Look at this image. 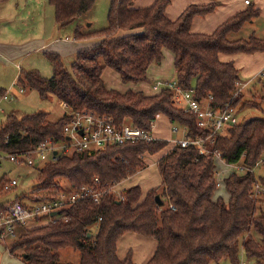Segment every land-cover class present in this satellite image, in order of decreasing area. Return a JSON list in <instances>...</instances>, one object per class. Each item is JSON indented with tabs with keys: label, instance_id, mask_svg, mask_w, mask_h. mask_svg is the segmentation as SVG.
Instances as JSON below:
<instances>
[{
	"label": "trees",
	"instance_id": "obj_1",
	"mask_svg": "<svg viewBox=\"0 0 264 264\" xmlns=\"http://www.w3.org/2000/svg\"><path fill=\"white\" fill-rule=\"evenodd\" d=\"M95 2L48 0L60 28L88 13ZM253 2L207 35L191 32V22L196 16L213 13L220 6L217 1L190 5L171 21L164 14L168 0H155L150 7L137 9L132 0H109L107 26L93 33L98 44L77 52L69 64L56 54H46L53 70L51 78L45 79L36 71L19 72L18 86L36 91L40 98L53 96L73 111L110 117L118 127L131 124L150 132V123L161 115L171 127L186 128L188 137L205 138L210 133L196 128L195 116L184 113L168 90L145 96L104 86L102 72L107 68L118 74L123 84L145 82L148 68L160 64L163 50H168L173 55L175 81L182 90L192 92L199 101L211 96L214 109L232 104L237 112L259 109L262 117L224 127L214 137L208 156L200 155L193 145L166 149L168 143L160 140L126 143L92 154H59L37 173L32 192L44 193L37 202L55 196L63 189L64 180L71 190L88 187L104 191L100 203L79 201L60 213L64 219L25 230L9 247L10 255L17 257L16 251L21 250L19 258L25 264H63L57 253L71 248L79 252V264H134L131 251L123 259L117 255L120 239L133 233L156 242L145 264H239L244 260L264 264V163L257 166L264 161V98L245 99L241 91L235 94L239 70L231 62L219 60L221 54L264 52V37H237L259 16ZM86 36L89 33L75 28V39ZM5 94L0 89V98ZM64 119L51 122L45 112L7 115L0 124V153L17 156L47 140L63 142ZM160 152L164 153L157 161L160 194L157 189L142 194L138 185L127 188L117 199L107 192L144 170L147 156ZM215 153L225 164H241L244 170L224 179V195L219 196H215L220 188L214 172ZM5 186L1 177L0 193ZM156 196L162 206H158Z\"/></svg>",
	"mask_w": 264,
	"mask_h": 264
},
{
	"label": "crops",
	"instance_id": "obj_2",
	"mask_svg": "<svg viewBox=\"0 0 264 264\" xmlns=\"http://www.w3.org/2000/svg\"><path fill=\"white\" fill-rule=\"evenodd\" d=\"M168 1L169 4L165 9L164 14L165 17L171 21L176 20L181 15V13H183V11L190 5L202 6V5L210 4L214 1H218L220 3V6H218L213 13L207 15L206 17L196 16L192 19L191 22V26H190L191 32L199 33V34H207V35L212 34L225 21H227L229 18H231L232 16H234L235 14L246 8L243 3L244 0H168ZM47 2H48L47 0H8L7 2L0 3V73L4 71H11V72L14 71L13 73H15V71H17L16 75L18 76L19 72L23 70L38 72L39 70L37 68L44 67V65H46V68L50 67L52 69V66L50 65V63L46 58V54H56L60 58L65 56L66 57L72 56L74 58L77 52L86 49L84 47L85 45H81L80 43L77 44L76 42L77 40L75 41L74 30L76 27H79L83 34L89 33V30L92 29L93 25L92 23L88 22L87 16L92 9L88 13L83 15L81 18L71 23L70 25L60 28L56 25V22L54 20V14L49 15L50 11L46 7ZM154 2L155 0H132V7L135 9L147 8L150 7ZM253 5L254 8L258 9L260 12L258 18L262 17V19H264V0H256L253 2ZM39 9L41 10V12H39ZM52 12L54 13V10ZM257 19H254L251 23L246 24L244 26V28H246L247 25L250 27V29L247 31V33L244 36H242V30L244 29L243 28L241 32L237 35V37L242 39H247L249 36L254 35L258 39L263 38L264 34L257 35L255 31L256 29L254 26L255 24L254 22ZM81 25L84 26V28H82ZM69 27H72V30L66 31L67 28ZM47 28L49 29V31L47 30ZM56 30H57L56 32L57 35H59L60 32L61 33L68 32L67 36L57 39L54 38V34ZM70 35H72L73 37H71ZM98 43L99 41L96 44ZM96 44H94L93 46H95ZM62 45H66L67 47H62ZM165 51L166 50H163L162 54ZM167 56H168L167 57L168 61L170 59V68L167 67L168 70L167 69L165 70L164 67L161 65L162 61L160 62V64L158 65L152 64L148 68L146 77L147 80H149V78L151 79L150 81L151 88L150 86L145 85L144 83H136L137 85L136 84L129 85L132 83H128L126 84L128 85L127 86L128 91L134 92V90L132 89H136L135 92H140L145 96H153L155 94H158V92L153 89V85L157 81L176 80V71L173 65V55L171 53V55L168 54ZM219 60L221 62H231L234 65V67L239 70L240 81L238 83L241 84L240 89H241V93H243L244 91L251 89L249 87V84L252 83L251 81L257 80L259 72L264 67V52H258L253 54H238V55L221 54L219 55ZM111 77H113V75H111ZM251 77H254V79L250 80ZM257 84L259 85L258 81ZM104 86L107 90H112L109 88L111 86L107 87L105 83ZM13 87H17L18 91L14 92L12 90ZM4 91L6 94L4 97L0 98V104L2 102H13L16 99V95L23 94L25 92V89L22 88L21 86H18L16 84V79H15V81L12 82V86ZM59 105L62 108L60 102ZM12 114L16 115L15 113ZM62 116H63V112L61 117ZM171 126L172 125L170 124L167 118L158 115V117L154 121V125L151 131V135L154 138V140L166 141L168 143V147L166 149L172 148L174 146V142L182 138V136L180 138H174V133H172ZM165 151L166 150H164L163 152ZM163 152L162 153L160 152L157 155L160 157L161 154H164ZM3 155L5 154L0 153V157H3ZM157 155L153 156V158L155 159ZM146 159H145V163L147 161ZM50 162L51 161L49 160L47 163ZM2 163L22 164V163L11 162L8 159H1L0 169ZM150 163L151 165L148 164V166L146 163V168H149L150 166L157 167V163L156 164H153L152 162ZM142 171L134 174L133 176L127 178L126 180H123L122 182H120V184L122 185L127 180H131L134 176L140 175ZM1 177L5 178L6 181H8L7 183L8 187H12L11 191H13L17 185L16 180L14 179L7 180L6 175H3ZM13 181L16 182L15 186H11V182ZM159 183L161 184V178ZM120 184H117L116 186L113 187V191L118 192L117 194H120V192L126 190V188L123 189L119 188ZM135 185H138L141 188L139 183L138 184L134 183L132 186ZM32 190H28L23 194H17V195L11 194L13 200L1 204L3 205V210L5 206H7L8 204L14 201L20 202L24 205H29L37 202L36 199L38 197H41V195H37L36 193L31 192ZM65 190L70 191L71 189L69 187V189H65ZM142 194H144V192H142ZM18 197H21L22 199L20 201H17L16 199ZM117 248H118L117 255L120 259H123L128 251H131L132 260L134 264H145L154 253V250L156 248V242L155 240L150 238H146L133 233H128L125 234L120 239Z\"/></svg>",
	"mask_w": 264,
	"mask_h": 264
},
{
	"label": "built area",
	"instance_id": "obj_3",
	"mask_svg": "<svg viewBox=\"0 0 264 264\" xmlns=\"http://www.w3.org/2000/svg\"><path fill=\"white\" fill-rule=\"evenodd\" d=\"M253 1L256 0H244L243 3L244 5H249ZM257 78L264 81V67L259 72ZM240 87L241 84L237 83L235 94L241 91ZM153 89L158 91L168 90L171 92L174 103L181 108L184 113L195 116L196 128L200 131L210 133L205 138H190L187 136L186 128L173 126L172 133L177 134L179 129L182 133V138L176 140L174 146L185 148L193 145L200 155L208 156L210 155L209 147L212 145L214 137L221 133L224 127L233 126L238 122L237 111L232 104H226L223 109H214L211 106V96L199 101L192 92L182 90L175 80L157 81L153 85ZM61 106L63 117L65 118L62 130L65 137L63 142L55 143L53 140H47L33 150L17 156L5 154L3 157H0V160L8 159L11 162L33 166L35 164V159L45 161L48 156L52 162L55 161V158L59 154L65 155L70 152L92 154L126 143H150L155 141L151 135L155 120L150 123L151 130L147 132L135 128L131 124H124L118 127L114 124L112 119L107 116H98L87 111H73L66 104H61ZM157 117L158 115H156L155 119ZM54 152H56V155H53ZM213 161L214 164L216 161H220L225 166V170L218 169L216 166L214 168L217 186L220 187L224 182L223 178H219L220 174L224 171L229 172V170H232L231 173H233V170L236 169L238 164H225L219 153L214 154ZM263 163L264 161L260 160L257 166ZM240 170H243L242 166ZM231 173H229V175ZM94 183L96 185L99 184L97 178L94 179ZM15 184L16 182H11V186H15ZM107 192H113V187H109ZM103 194L104 191L82 187L79 190L72 189L70 191L58 192L53 197L29 205L14 201L5 206L3 213L0 214V240L4 241V239L16 238L15 228L28 230L39 225H46L53 220H62L65 217L60 213L69 209L79 201L90 199L93 203L98 205ZM118 197H120V195ZM239 264L246 263L240 261Z\"/></svg>",
	"mask_w": 264,
	"mask_h": 264
},
{
	"label": "rangeland",
	"instance_id": "obj_4",
	"mask_svg": "<svg viewBox=\"0 0 264 264\" xmlns=\"http://www.w3.org/2000/svg\"><path fill=\"white\" fill-rule=\"evenodd\" d=\"M46 7L50 11L49 15L54 14L52 12L53 8L49 5L48 2L46 4ZM108 8H109V0H96L92 10L88 13V16H87L88 22L92 23L93 25L92 29L89 30V36H86V38H82L79 40L75 39V41L77 40L76 41L77 44L80 43L81 45H85L84 47L86 49H89V48H92V46L99 41L96 38L95 34L93 33L98 32L107 26ZM39 12H41L40 9H39ZM254 23H255L254 26H255V29H256L255 31L257 35H263L264 34V19L260 17L257 20H255ZM81 27L84 28V26L82 25ZM249 29L250 27L247 25L246 28L242 30V36H244ZM47 30L49 31L48 28ZM70 30H72V27L67 28L66 31H70ZM56 32L57 30L55 31V34H54V38L56 39L65 37L67 36V33H68V32L67 33L60 32L59 35H57ZM70 36L73 37L72 35ZM62 47H67V46L62 45ZM168 54L171 55V52H169L168 50H166L163 53V58H162L163 60L161 63V65L164 67L165 70L167 69V67L170 68V59L168 61V58H167ZM72 58H73L72 56H68V57L65 56V57H62L61 59L65 64H69ZM37 69L39 70L38 72L41 77L45 79L51 78L52 69L50 67L46 68V65H44V67H38ZM23 71H28V70H23ZM13 72L4 71L0 73V89L7 90L12 86V82H14L15 79L17 78V75H16L17 71H15V73ZM111 75H113V77H111ZM102 79L107 87L111 86L109 88L112 90H115L119 93H124L128 91L127 89L128 85L123 84L120 77H118L117 74L111 69H107L103 71ZM253 79L254 77H251L250 80H253ZM150 81L151 79L149 78V80L145 82H140V83H144L145 85H148L151 88ZM257 81L258 80L251 81L252 83L249 84V87L251 89L250 90L248 89L247 91H244L242 93L245 99L258 100L261 97L264 98V94H263L264 86L262 85L263 81L262 82L260 81L261 84L259 83V85L257 84ZM129 85H134V84H129ZM12 90L14 92L18 91L17 87H13ZM132 90H134V92L136 91V89H132ZM155 91L159 92L158 90H155ZM36 112H45L48 116V120L51 122H55L61 118L63 110L60 107L59 102L53 96H48L47 98L44 99V98H40L36 91L25 89V92L23 94L16 95V99L13 102H2L0 104V124L5 120L6 116L11 113H15L16 115L19 116V115H24V114H33ZM236 114H237L238 121H244V120L262 117V112L259 109H244ZM181 136H182V133H181V130L179 129L178 133L174 134V138H180ZM158 157L159 156L157 155L154 159L153 156H147V159H146L147 166L148 164L151 165L150 162H152L153 164H156L159 159ZM49 160H50L49 156L47 160L45 161H40L38 159H35V164L33 166H27L23 163L22 164L2 163V166L0 169V177L3 175H6L7 180L14 179L16 180L17 185L14 188V190L11 191L12 187H8V184H7L8 181H6L5 179L6 186L4 190L9 193L6 195V193H4L5 191L4 192L1 191L0 205L6 202L12 201L13 197L11 196V194L12 195L23 194L24 192L28 190L34 189L37 186L36 176H37L39 169H41L45 165V163ZM215 166L218 169L225 170L224 164L221 163L220 161H216ZM241 166H242L241 164H238V166H236V169H234L233 172L234 171L243 172V170H240ZM231 171L232 170H229V172H226V171L222 172L219 178L221 177L224 180L229 175V173H231ZM159 181H160V176H159L157 167L150 166L149 168H146L145 170H143L140 175L134 176L131 180H127L122 185L119 183L121 185V186L119 185V188L127 189L131 187L134 183L136 184L139 183L141 186V191L144 192V194L147 193L152 188L157 189L158 193L160 194L161 187L159 186L160 184ZM61 185L63 189L59 192H65L66 191L65 189H69L68 182H65L64 180L61 181ZM222 185L223 184L220 185V188L218 187L219 189L216 191L215 196L224 195ZM112 193L115 195L116 199L121 194L120 192V194L117 195L118 192H115V191H113ZM3 194H5V196ZM36 194L41 195V197L44 195L43 192L36 193ZM18 198H21V197H18ZM257 199H261V197L258 196ZM15 230H16L17 237L22 232L25 231L24 229H21V228H17V229L15 228ZM93 231L94 230L92 229V232ZM15 239L16 238H8L0 242V253H1L0 264H25L23 260L19 258V256H21L22 254L21 250L16 251L18 255L17 257H14L10 255L9 253V247L15 241ZM57 254L59 256L60 263L79 264L80 255L78 251H75L71 248H66V249L59 250ZM242 259L243 258H241V260ZM244 261L246 262V260ZM246 263L252 264L251 262H246ZM221 264H228V263L223 261Z\"/></svg>",
	"mask_w": 264,
	"mask_h": 264
},
{
	"label": "water",
	"instance_id": "obj_5",
	"mask_svg": "<svg viewBox=\"0 0 264 264\" xmlns=\"http://www.w3.org/2000/svg\"><path fill=\"white\" fill-rule=\"evenodd\" d=\"M53 155H56V152H54ZM155 201H157L158 206H162V203H161V201H160L159 196H156V197H155ZM51 215H54V214H51Z\"/></svg>",
	"mask_w": 264,
	"mask_h": 264
}]
</instances>
